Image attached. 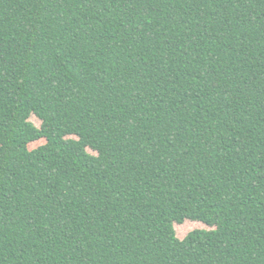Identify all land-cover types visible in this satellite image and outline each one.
I'll use <instances>...</instances> for the list:
<instances>
[{"label":"trees","instance_id":"obj_1","mask_svg":"<svg viewBox=\"0 0 264 264\" xmlns=\"http://www.w3.org/2000/svg\"><path fill=\"white\" fill-rule=\"evenodd\" d=\"M0 264H264V0H0Z\"/></svg>","mask_w":264,"mask_h":264},{"label":"rangeland","instance_id":"obj_2","mask_svg":"<svg viewBox=\"0 0 264 264\" xmlns=\"http://www.w3.org/2000/svg\"><path fill=\"white\" fill-rule=\"evenodd\" d=\"M29 121H31L35 126L39 127L41 124V121L33 114L30 115ZM67 137L76 138L74 135H69ZM87 151L96 154L95 151H93L90 148H87ZM176 236L179 239H183L189 232L193 230L203 229V230H212L215 228V226H209L201 221L196 220H184L183 223H175L174 225Z\"/></svg>","mask_w":264,"mask_h":264}]
</instances>
